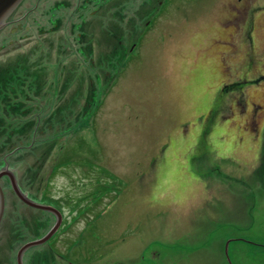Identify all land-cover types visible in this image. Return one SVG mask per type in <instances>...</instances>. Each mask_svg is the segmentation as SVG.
Instances as JSON below:
<instances>
[{
    "label": "rangeland",
    "instance_id": "374dc122",
    "mask_svg": "<svg viewBox=\"0 0 264 264\" xmlns=\"http://www.w3.org/2000/svg\"><path fill=\"white\" fill-rule=\"evenodd\" d=\"M130 3L23 0L0 31L4 89L16 61L40 82L22 114L0 113V168L75 220L25 264H264V0ZM40 112L50 140L25 151ZM5 191L0 264H17L56 219Z\"/></svg>",
    "mask_w": 264,
    "mask_h": 264
},
{
    "label": "trees",
    "instance_id": "16d2710c",
    "mask_svg": "<svg viewBox=\"0 0 264 264\" xmlns=\"http://www.w3.org/2000/svg\"><path fill=\"white\" fill-rule=\"evenodd\" d=\"M130 4H131L130 6L134 8L133 0H131ZM136 10L137 12H140L141 9H139L138 7ZM123 17L124 15H122V17L119 18H114L116 22L115 24L118 28H120V31L124 30L123 21H122ZM102 28L105 29L107 28V26L104 25V27ZM16 62L18 63H14L13 66L11 67L12 69H14V71L11 72L10 69L12 75L10 76L11 80H9V83L11 84L9 85V90L7 91L4 89V87L7 86L6 84L7 82L4 79V74L2 73L0 74V113L3 112L4 115L8 113H12L13 111H15L17 115L22 114V111L25 108V104L28 105L30 101L34 100L35 97H33L32 94H35L39 91L38 89V87L40 86L39 77H38L39 72L34 71L35 69H31L30 66L27 64V61H21V62L16 61ZM93 104L99 107L100 104L99 99L97 101H94ZM37 117H38L37 121H35L34 119H30L28 120L29 124L26 125L25 133L26 131H30V133L28 135L29 141L22 144L23 147H21L22 149H25V151L35 150L36 146L39 143H45L46 141L42 139L43 137H46L47 141L50 140L47 138V135L45 134V128L43 123L44 117L42 116V113L41 112L40 114L37 113ZM39 118H41L40 122H38ZM58 124H60V122H57L52 126H50L53 131H57L60 129V127L57 126ZM40 125L42 127H40ZM3 126L4 125H0V134L2 132L1 128H3ZM22 132L23 129L21 128L19 134H22ZM40 132H43L41 136H40ZM64 133H66V131L62 130L59 134H57V136H54L53 138L60 139V136L63 135ZM49 149L47 150V152L50 151ZM257 172L258 174L264 175V149L261 155L260 166L256 169V173ZM103 187H104L103 190L99 189L100 194L101 193L104 194L106 190L107 192L109 191L110 188L109 186L107 187V189L106 186ZM79 212L81 213L80 210Z\"/></svg>",
    "mask_w": 264,
    "mask_h": 264
},
{
    "label": "water",
    "instance_id": "95a60500",
    "mask_svg": "<svg viewBox=\"0 0 264 264\" xmlns=\"http://www.w3.org/2000/svg\"><path fill=\"white\" fill-rule=\"evenodd\" d=\"M22 0H0V29L2 28V26L5 24L7 18L9 17V14L16 8L18 7V5H20V2ZM7 174L10 176V180H11V186H13V190L16 193V195H18V197H20L22 199V201H24L27 205H31L34 206L36 208H43L45 210H48L50 212H54L56 214V219L57 222L55 225H53V227L50 229L51 231L44 235L42 238L38 239V240H33L30 242H27L26 244H24L23 246L20 247L19 251H18V259H17V264H24L23 263V257H24V253L26 250L30 249L32 246H36V245H41L42 243H45L46 241H48L53 234L57 231V229L59 228V226L62 223V213L60 212V210L54 206H50V205H46L43 203H37L34 200H32L31 198H28L24 192L22 191L21 187L18 185L17 180H16V176L10 172L9 170H6L5 172H1L0 174ZM3 176V175H2ZM0 176V178L2 177ZM5 204H6V198L4 195V191L3 188L0 186V220L2 219L4 212H5ZM1 222V221H0ZM228 244L226 247V254L228 259L231 262L230 257L228 256Z\"/></svg>",
    "mask_w": 264,
    "mask_h": 264
},
{
    "label": "flooded vegetation",
    "instance_id": "af4514ba",
    "mask_svg": "<svg viewBox=\"0 0 264 264\" xmlns=\"http://www.w3.org/2000/svg\"><path fill=\"white\" fill-rule=\"evenodd\" d=\"M23 1V0H22ZM21 1V2H22ZM21 2H20V4H21ZM20 6V5H19ZM18 6V7H19ZM17 7V8H18ZM16 8V9H17ZM29 12V11H28ZM12 13L13 12H11L10 14H9V17L7 18V20H6V22H5V24L2 26V28L0 29V31H2V30H4V29H6L7 27H9V24L11 25V23H14V18H12ZM101 25H102V27H104V25H103V23H102V19H101ZM108 29V26H107V28H105L103 31H105V30H107ZM82 33V32H81ZM113 47H115V45L113 46ZM114 53H117V50L116 51H114ZM263 74V73H262ZM239 80H236V85H238L239 84ZM255 107H258V108H256V110L254 109V112H255V114H258V112L259 111H261L262 109H263V111H264V107H262L261 105H256L255 104ZM10 161V159H5V162H4V167L6 166V164L7 165H9L8 164V162ZM61 163V159L59 160V161H57V164L54 166V167H56V168H58L59 167V164ZM4 167H2V168H0V173L1 172H3L1 169H4ZM6 168H8L9 170L11 169L10 167H6ZM54 169H52V171H53ZM6 170H4V172H5ZM14 172V171H13ZM14 174H15V172H14ZM3 175V176H2ZM16 175V174H15ZM0 176H2L1 178H0V186L4 189V191H5V188L8 186V184L10 185V182H11V180H10V176L9 175H7L6 173L5 174H0ZM17 176V175H16ZM17 179H18V176H17ZM12 188V187H11ZM6 191H5V198H6ZM67 221V220H66ZM75 220H68L64 225H63V228H64V230H65V227H68L71 223H73ZM1 227V226H0ZM182 245H184L183 243H181ZM182 245H178L177 247H180V248H182L183 249V246ZM59 247V246H58ZM171 248H174L173 246H171ZM92 254H99V252H97V251H95V250H90V255H92ZM101 255V254H100ZM63 257H64V255H62ZM162 258V257H161ZM156 258L155 256L154 257H149L147 260L148 261H146V263L145 264H174V261L173 262H168L166 259H164V258ZM87 263V262H86ZM89 264H110V263H102L101 261L100 262H90ZM111 264H115V263H111Z\"/></svg>",
    "mask_w": 264,
    "mask_h": 264
}]
</instances>
